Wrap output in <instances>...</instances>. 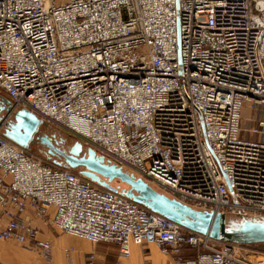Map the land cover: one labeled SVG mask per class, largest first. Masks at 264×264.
I'll list each match as a JSON object with an SVG mask.
<instances>
[{
  "label": "built area",
  "instance_id": "built-area-1",
  "mask_svg": "<svg viewBox=\"0 0 264 264\" xmlns=\"http://www.w3.org/2000/svg\"><path fill=\"white\" fill-rule=\"evenodd\" d=\"M0 94V241L49 264L42 222L114 244L113 264L147 245L171 264H260L45 164L3 129L25 109L182 205L264 218V0H0ZM244 104L260 112L246 129Z\"/></svg>",
  "mask_w": 264,
  "mask_h": 264
},
{
  "label": "water",
  "instance_id": "water-1",
  "mask_svg": "<svg viewBox=\"0 0 264 264\" xmlns=\"http://www.w3.org/2000/svg\"><path fill=\"white\" fill-rule=\"evenodd\" d=\"M6 110L9 102L1 99ZM41 121L34 115L20 109L15 112L12 121L3 129V135L22 148H28L37 133ZM46 136L39 137V143L46 147L47 153L57 155L64 166L70 169L80 168L79 174L100 187L117 192L109 183L117 180L127 186L119 191L124 197L162 215L182 228L206 234L210 238L239 245L264 244V218L229 217L223 214L200 212L182 205L174 199L158 193L140 178L127 174L121 168L104 162L91 148L82 150L80 143H73L66 153L55 147Z\"/></svg>",
  "mask_w": 264,
  "mask_h": 264
},
{
  "label": "rangeland",
  "instance_id": "rangeland-1",
  "mask_svg": "<svg viewBox=\"0 0 264 264\" xmlns=\"http://www.w3.org/2000/svg\"><path fill=\"white\" fill-rule=\"evenodd\" d=\"M2 95L0 94V118H3L6 113V107L3 106L2 104ZM20 109H16V111H18ZM15 112H13L12 116H11V120L13 119V116L15 114ZM260 118V112L258 111V109L255 108H250L247 104L243 105L242 111H241V127L244 129L248 128L251 124H252V120L253 119H257ZM247 120V121H246ZM249 120V121H248ZM42 136H46L48 138H51V142L52 144L57 147L60 151H62L63 153H66L69 149V147L75 143L78 142V139H76L73 135L67 133L66 131H63L62 129L56 128L54 126L51 125H47V124H41L38 128V131L35 135V137L33 138V141L31 142V144H29L28 149L31 153H33L35 156H37L42 162H44L45 164L48 165H55V166H64L63 160L61 159V157H58L57 155H49L47 153V149L45 146L41 145L39 143V137ZM73 173H79L80 168H76V169H70ZM109 185L113 188H120V189H126L127 186H125L124 184H121L120 182H118L117 180H113L112 182L109 183ZM59 238H63L66 240H72L74 242H78V243H83L85 244L86 247H92V246H102L104 247V253H106L107 255H113L115 252V258L113 263L116 261V255H117V250L116 246L114 244L111 243H98L95 245H92L84 240H80V239H76L74 237L65 235V234H60L58 232L55 233V237ZM56 237V238H57ZM148 251L151 252V254H154V256L157 257H162L159 255L157 249L153 246V245H147L146 246ZM243 247V254L248 257V259H250V261H254V262H258L260 264H264V244H255V245H242ZM64 248H69L70 252H69V257L71 255V253L73 252L74 248L73 246L69 243V242H65L64 244H62L60 246L59 252H60V256L61 259H63L64 262H71V259H69V257L66 258L63 249ZM147 251V250H146ZM146 251L144 250V254H146ZM87 254V253H86ZM93 254V253H92ZM52 254H51V260L49 263L52 262ZM152 261V259H150L149 263L150 264Z\"/></svg>",
  "mask_w": 264,
  "mask_h": 264
},
{
  "label": "crops",
  "instance_id": "crops-1",
  "mask_svg": "<svg viewBox=\"0 0 264 264\" xmlns=\"http://www.w3.org/2000/svg\"><path fill=\"white\" fill-rule=\"evenodd\" d=\"M51 214V210L49 211ZM36 227L39 229V238L47 239L51 242V254L53 256L52 262L49 264H85L84 257L87 254H92L94 256L93 264H113L115 258V252L113 255H107L104 253V247L102 246H92L86 247L83 243L74 242L72 240H66L63 238H56L55 233L57 231L50 229L42 222H36ZM59 233V232H58ZM65 242H69L74 250L71 253L69 259L71 262H64L60 256V246ZM89 243V242H88ZM91 244V243H90ZM93 245V244H92ZM116 250V249H115ZM144 250L146 254H144ZM87 253V254H86ZM184 254L188 257L193 256V252L185 250ZM150 259H152L150 264H171L170 260L166 257H157L148 251L147 247H130V264H148ZM248 259V257H246ZM250 260V259H248ZM0 264H45L42 263L35 254L15 245L9 241H0Z\"/></svg>",
  "mask_w": 264,
  "mask_h": 264
},
{
  "label": "trees",
  "instance_id": "trees-1",
  "mask_svg": "<svg viewBox=\"0 0 264 264\" xmlns=\"http://www.w3.org/2000/svg\"><path fill=\"white\" fill-rule=\"evenodd\" d=\"M127 189V188H126ZM122 189H120V188H117V192H119V191H121Z\"/></svg>",
  "mask_w": 264,
  "mask_h": 264
},
{
  "label": "bare ground",
  "instance_id": "bare-ground-1",
  "mask_svg": "<svg viewBox=\"0 0 264 264\" xmlns=\"http://www.w3.org/2000/svg\"><path fill=\"white\" fill-rule=\"evenodd\" d=\"M82 150L84 151L85 150V148L82 146ZM112 182V181H111ZM154 189V188H153ZM156 191V190H155Z\"/></svg>",
  "mask_w": 264,
  "mask_h": 264
},
{
  "label": "flooded vegetation",
  "instance_id": "flooded-vegetation-1",
  "mask_svg": "<svg viewBox=\"0 0 264 264\" xmlns=\"http://www.w3.org/2000/svg\"><path fill=\"white\" fill-rule=\"evenodd\" d=\"M5 127H6V126H5ZM5 127H4V128H5ZM35 135H36V134H35ZM35 135H34V137H35ZM34 137H33V138H34ZM32 141H33V139H32ZM32 141H31V142H32ZM31 142H30V144H31ZM49 155H50V154H49ZM50 156H51V155H50Z\"/></svg>",
  "mask_w": 264,
  "mask_h": 264
}]
</instances>
